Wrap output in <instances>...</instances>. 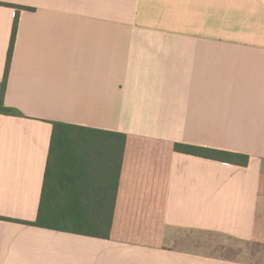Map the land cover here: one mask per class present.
<instances>
[{
    "label": "crops",
    "instance_id": "crops-1",
    "mask_svg": "<svg viewBox=\"0 0 264 264\" xmlns=\"http://www.w3.org/2000/svg\"><path fill=\"white\" fill-rule=\"evenodd\" d=\"M12 5L0 264H264V0H0V85ZM54 121L127 135L109 238L25 222Z\"/></svg>",
    "mask_w": 264,
    "mask_h": 264
},
{
    "label": "trees",
    "instance_id": "trees-1",
    "mask_svg": "<svg viewBox=\"0 0 264 264\" xmlns=\"http://www.w3.org/2000/svg\"><path fill=\"white\" fill-rule=\"evenodd\" d=\"M8 49L5 77L0 85V112L18 114L4 102L12 60L19 10ZM49 158L38 215L26 223L88 236L109 238L114 220L118 182L127 135L122 132L53 122ZM174 150L247 165L249 155L194 145L174 143Z\"/></svg>",
    "mask_w": 264,
    "mask_h": 264
},
{
    "label": "rangeland",
    "instance_id": "rangeland-1",
    "mask_svg": "<svg viewBox=\"0 0 264 264\" xmlns=\"http://www.w3.org/2000/svg\"><path fill=\"white\" fill-rule=\"evenodd\" d=\"M213 238V240L215 239V241L217 240V241H220L219 243H221V239L220 238H215V237H212ZM219 250H221L220 248H218Z\"/></svg>",
    "mask_w": 264,
    "mask_h": 264
}]
</instances>
